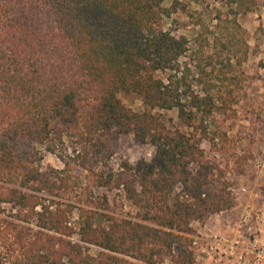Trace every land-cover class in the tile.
I'll return each instance as SVG.
<instances>
[{
    "label": "trees",
    "instance_id": "1",
    "mask_svg": "<svg viewBox=\"0 0 264 264\" xmlns=\"http://www.w3.org/2000/svg\"><path fill=\"white\" fill-rule=\"evenodd\" d=\"M165 1L0 0V204L14 209L0 218L1 264H196L194 223L239 206L204 147L215 82L202 64L199 91L175 79L190 40L166 28ZM131 136L155 154L108 167ZM72 138L75 156L46 167L43 147Z\"/></svg>",
    "mask_w": 264,
    "mask_h": 264
},
{
    "label": "rangeland",
    "instance_id": "2",
    "mask_svg": "<svg viewBox=\"0 0 264 264\" xmlns=\"http://www.w3.org/2000/svg\"><path fill=\"white\" fill-rule=\"evenodd\" d=\"M164 6L171 8L166 28L176 35H186L190 40V51L180 60L183 71H174L175 79L186 74L193 82L192 88L199 91L202 86L197 79L195 81L199 76L195 66L202 64L210 74L199 77L204 83L209 79L215 82L212 93L217 99V107L208 121L216 139L205 142L204 147L236 182L234 191L240 204L225 216L236 221L244 206L250 204L261 208L264 202V0H259L256 8L250 11L244 5L228 6L221 0H166ZM244 56H247L246 60L240 63ZM211 60L213 64L208 65ZM120 95L135 109L146 108L138 94ZM162 112L176 127L190 130L176 109ZM75 146L73 138L58 143L55 151L44 146L43 164L62 168L66 160L75 156ZM154 154L151 145H139L132 136L123 138L119 152L108 161V167L118 169L125 160L150 159ZM83 173L76 169L74 174L82 176ZM124 210L135 212L127 202ZM13 211L11 204H0V218L10 219ZM216 214L210 217L211 221ZM203 224L198 221L194 227L197 230ZM4 252L6 250L0 244V264L5 260ZM196 264L207 263L197 254Z\"/></svg>",
    "mask_w": 264,
    "mask_h": 264
},
{
    "label": "built area",
    "instance_id": "3",
    "mask_svg": "<svg viewBox=\"0 0 264 264\" xmlns=\"http://www.w3.org/2000/svg\"><path fill=\"white\" fill-rule=\"evenodd\" d=\"M242 190L247 192L246 188ZM193 247L196 255L213 256L217 264L226 259L238 264H264V206L253 209L247 205L226 232L210 239L203 240L197 233Z\"/></svg>",
    "mask_w": 264,
    "mask_h": 264
},
{
    "label": "crops",
    "instance_id": "4",
    "mask_svg": "<svg viewBox=\"0 0 264 264\" xmlns=\"http://www.w3.org/2000/svg\"><path fill=\"white\" fill-rule=\"evenodd\" d=\"M249 205V204H248ZM264 206V202L262 204V207ZM246 206H244V208H246ZM253 209H258V206L255 207V205L251 206ZM238 208V207H237ZM236 209V208H235ZM233 209V210H235ZM228 212H220L217 213L215 215V218H212L214 221H211L210 219L205 222L203 225H200L198 227V233L201 235L203 240H207L212 238V236L216 235L217 233L220 232H226L227 231V226H231L235 221H230L227 218H225V216H228L227 214ZM196 227V226H195ZM199 259L201 257V259L204 260L205 263L207 264H217V259L215 258V260L212 259L213 256H206V255H198ZM220 264H238L237 261L235 260V262L233 260H223V261H219Z\"/></svg>",
    "mask_w": 264,
    "mask_h": 264
}]
</instances>
